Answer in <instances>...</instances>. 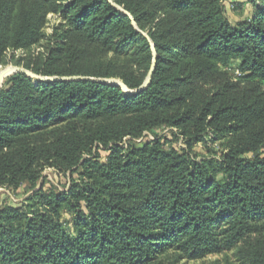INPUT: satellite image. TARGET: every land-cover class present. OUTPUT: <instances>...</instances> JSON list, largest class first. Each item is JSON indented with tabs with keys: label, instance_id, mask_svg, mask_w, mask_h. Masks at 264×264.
Listing matches in <instances>:
<instances>
[{
	"label": "trees",
	"instance_id": "1",
	"mask_svg": "<svg viewBox=\"0 0 264 264\" xmlns=\"http://www.w3.org/2000/svg\"><path fill=\"white\" fill-rule=\"evenodd\" d=\"M232 23L224 0H0V67L62 28L47 55L0 92V188L32 187L47 168L82 170L68 192L41 188L0 209V264H155L228 255L264 264V0ZM123 7L130 15L118 10ZM147 34L154 44L157 57ZM238 62L234 81L223 70ZM176 130L188 151L145 132ZM212 142L221 155L195 160ZM100 146L105 162L92 155ZM252 155L253 157H249ZM88 156V158H85Z\"/></svg>",
	"mask_w": 264,
	"mask_h": 264
},
{
	"label": "rangeland",
	"instance_id": "2",
	"mask_svg": "<svg viewBox=\"0 0 264 264\" xmlns=\"http://www.w3.org/2000/svg\"><path fill=\"white\" fill-rule=\"evenodd\" d=\"M224 2L228 10V18L231 20L232 23L249 20V17L251 16L253 10V5L251 3H247V0H224ZM116 8L126 13L127 15H130L123 7L118 6ZM63 22L64 21L62 20L60 14L57 13L48 14L47 22L43 29L44 38L40 43L28 49H18V50L9 51L5 59L6 61L5 64L0 67V74L9 68H13L14 70L4 79L3 85L9 77L16 74L14 73L16 69L27 70L24 67L27 61L31 60L32 58L38 55H42V56L47 55L48 48L51 43L50 37L54 35L57 29L62 28ZM136 27L138 28V26ZM144 35H146L149 38L147 34ZM149 41L152 42L150 38ZM154 56L157 57V52H154ZM223 70H225L234 81H236L241 77L238 62L231 63L227 67L223 68ZM29 72L33 73L31 71ZM37 76L44 77L40 75ZM30 77L33 78L35 81L40 82L38 79H35L32 76ZM46 78H51V77H46ZM102 80L110 81V80H118V79H102ZM177 133L178 132L176 130L166 128L161 131L145 132L142 136L136 139L126 138L124 139L123 143L125 144V146L129 144H133L137 147H143L144 145L151 143L157 139H162V141H166L165 147L168 150L174 149L179 152H182L183 150L188 151L189 148L186 144V141L183 138L179 137ZM206 139L208 143H199L193 147L191 156L195 160H202L205 157L211 156V154L209 153L210 150H214L215 152L219 153L218 156L221 155L222 150L220 144L217 142L215 143L212 142L213 139L212 134L207 135ZM95 154L99 155L98 156L99 161L101 162H105L109 155L108 151L105 150L103 146H100V148L97 151H94V154L92 155L93 158L95 157ZM261 156L264 157V150L261 152ZM249 157H253V156L250 155ZM85 158H88V156H86ZM81 173L82 170H78L77 172L72 173V171H61L57 168L49 167L43 172L41 179L35 185V187H32L29 183L23 184L18 189L3 186L0 188V209L9 206L19 207V208L26 207L28 203H30L28 199L41 188H43V190L46 192H50V191L68 192L70 187L73 185V183L80 179L79 175ZM227 256L233 257L232 254H228V255L222 254V255H212L203 260H198V261L181 260L178 262H175L174 259L163 258L155 264H223Z\"/></svg>",
	"mask_w": 264,
	"mask_h": 264
},
{
	"label": "water",
	"instance_id": "3",
	"mask_svg": "<svg viewBox=\"0 0 264 264\" xmlns=\"http://www.w3.org/2000/svg\"><path fill=\"white\" fill-rule=\"evenodd\" d=\"M114 5H115V7H118L116 4H114ZM130 17L132 18L134 25L137 26L136 21L134 20V18H133L131 15H130ZM145 36H146V35H145ZM146 37H147V36H146ZM147 38H148V37H147ZM148 39H149V38H148ZM151 45H152V48H153L154 52H156L155 47H154V45L152 44V42H151ZM155 68H156V59H155V61H154V64H153V66H152V68H151V70H150V73H149V75H148V77H147L145 83L143 84V86H142L140 89H138V90H136V91H130V90H128V89L126 88V86H125L121 81H118V80H110V81H109V80H96V79H93V78H85V77H51V78H46V77H39V76H37V75H35V74H33V73H30L29 71H27V70H25V69H16V70L14 71V73H19V72H20V73H24V74H26V75H28V76H32V77H34L35 79H38L39 81H43V82L92 80V81H98V82H100V83L116 84V85L121 86V87L124 89V91H126L127 93H137V92H140V91L146 89V88L149 86V84H150V82H151V79H152V76H153V73H154V71H155ZM10 73H12V71H7V70H6V71H4V72H2V73L0 74V92H1V89H2V87H3V81H4V79H5Z\"/></svg>",
	"mask_w": 264,
	"mask_h": 264
},
{
	"label": "bare ground",
	"instance_id": "4",
	"mask_svg": "<svg viewBox=\"0 0 264 264\" xmlns=\"http://www.w3.org/2000/svg\"><path fill=\"white\" fill-rule=\"evenodd\" d=\"M14 69L13 68H9V69H7V71H13Z\"/></svg>",
	"mask_w": 264,
	"mask_h": 264
}]
</instances>
